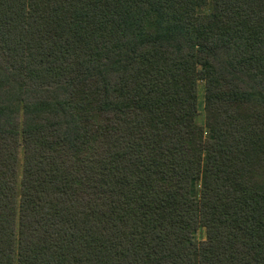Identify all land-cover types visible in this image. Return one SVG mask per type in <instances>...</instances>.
Here are the masks:
<instances>
[{"label": "trees", "instance_id": "trees-1", "mask_svg": "<svg viewBox=\"0 0 264 264\" xmlns=\"http://www.w3.org/2000/svg\"><path fill=\"white\" fill-rule=\"evenodd\" d=\"M0 264H264V0H0Z\"/></svg>", "mask_w": 264, "mask_h": 264}, {"label": "rangeland", "instance_id": "rangeland-1", "mask_svg": "<svg viewBox=\"0 0 264 264\" xmlns=\"http://www.w3.org/2000/svg\"><path fill=\"white\" fill-rule=\"evenodd\" d=\"M198 95H199V100L202 102L203 101V98H204V82H201L199 84V86H198ZM204 118H205V115H204V112H203L200 115V121L201 122H204ZM197 237H199V238L205 237V230L203 229L200 232H198L197 233Z\"/></svg>", "mask_w": 264, "mask_h": 264}]
</instances>
